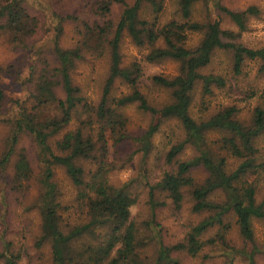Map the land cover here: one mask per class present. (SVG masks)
I'll list each match as a JSON object with an SVG mask.
<instances>
[{
	"label": "trees",
	"instance_id": "obj_1",
	"mask_svg": "<svg viewBox=\"0 0 264 264\" xmlns=\"http://www.w3.org/2000/svg\"><path fill=\"white\" fill-rule=\"evenodd\" d=\"M114 0H103L99 10L108 14ZM123 2V0H120ZM146 0H135L132 4L125 3L121 18L112 36L108 39L111 51V65L102 97L98 104L89 102L83 95L80 86L75 84L73 72L77 62L84 57V47H63L61 45L59 26L58 34L53 42L56 55L55 65L47 62L40 74L34 79L31 93V104L27 101H17V111L12 123L13 132L8 138V148L0 158V172L11 160L16 150L19 136L26 132L30 134L46 164V176L42 180L44 193L41 202L42 236L41 240L51 243L53 258L56 264H139L137 225L132 219V206L136 203L124 187H117L108 178L113 169L109 161L110 148L131 138L128 130V119L122 108L137 103L138 108L151 114V121L146 132L139 137L140 149L147 155L151 149L153 136L159 131L165 120L178 119L185 132V137L172 145L166 154L169 164L176 163V169L164 174L154 186L155 189L167 192L177 208L184 200V189L191 190L194 198V211H211V215L193 226L185 239L172 246L163 242L160 233L157 234L159 243L158 261L180 264L171 257L174 250H187L195 256L204 245L221 246L224 254L232 264L235 255L243 257L247 264H257L256 255L259 252L254 234L253 219L264 220V199L257 200V180L264 176V154L257 146V139L264 134V108L256 107L252 122L243 123L237 118L235 107L219 111L208 118H195L191 113L194 90L197 84H202V90L211 94L214 87L226 85V78L221 74L204 73L210 66L215 54L228 51L232 54L234 72L239 74L248 59L261 61L260 72L264 74V47L252 48L238 41L242 33L248 29L251 16L258 15L259 9L250 6L243 10H234L225 6L221 0H211L214 9L225 13L237 29L222 26L218 17L211 13L206 20L192 19L194 5L201 0H181L180 8L184 20H171L160 24L158 16L148 20L141 16L143 3ZM155 12L161 10V4L149 0ZM0 22L5 32L14 36L17 41L37 31L36 18L31 16L23 4V0H4L0 6ZM87 36H95L93 28L88 26ZM104 35V28H97ZM127 32L132 41L138 46H147L149 52L146 59L149 62H159L170 58L180 64L179 73L172 77L154 75L153 81L171 90L173 100L163 106L152 105L140 90L139 84L143 68L139 61L124 64L121 53V43ZM201 33L200 42L194 46L188 44L190 34ZM86 44V43H85ZM34 69L37 65L33 66ZM4 67L0 65V113L6 105V95L1 86V75ZM120 79L131 89L129 93L115 97L112 90ZM58 90L64 92L60 96ZM54 107L58 114H47L45 109ZM85 115V117H83ZM75 116L80 119V125L74 130L67 131L55 141L63 154H56L53 149L54 139L63 132ZM97 126L95 134L94 126ZM213 130L223 131L226 135L219 144L230 154L240 160L233 170L228 169L227 156L219 154L208 139V133ZM188 145L196 150V155L187 160H177L178 156ZM96 152H98L96 154ZM95 160L97 167L88 180L85 170L78 160ZM64 166L72 181L81 187V197L88 200L89 221L65 230L61 225L59 209V189L52 180V165ZM203 166L208 177L202 184H196L193 169ZM33 173V167L28 155L21 153L15 165L14 183L22 184L28 181ZM217 190L226 194V200L214 201L210 195ZM233 212L243 238V248L237 249L227 242L229 224L225 216ZM219 225V231L207 240L202 235L209 228ZM157 223H152L156 232ZM98 227L107 228L108 232L101 244H89L79 249L76 242L86 235L95 233ZM2 240L5 251L2 256L6 264H18L20 254L10 249V242ZM77 242V243H78Z\"/></svg>",
	"mask_w": 264,
	"mask_h": 264
},
{
	"label": "rangeland",
	"instance_id": "obj_2",
	"mask_svg": "<svg viewBox=\"0 0 264 264\" xmlns=\"http://www.w3.org/2000/svg\"><path fill=\"white\" fill-rule=\"evenodd\" d=\"M103 0H23L29 14L36 18L37 31L28 36L23 42L17 41L13 35L5 32L0 22V65L4 67L1 75V86L6 95V105L0 113V158L8 148V138L13 132L12 118L17 111V101H27L31 104L34 79L40 74L42 67L49 62L57 63L53 51V42L58 34L59 26L62 28L60 41L63 47H84V57L77 62L73 72L75 84L80 86L82 95L91 103L98 104L109 76L111 65V51L108 39L112 36L121 18L125 3L132 4L135 0H114L111 11L103 14L99 10ZM161 4L157 13L149 0L144 1L141 16L154 20L158 16L160 24L171 20H184L180 8L181 0H156ZM4 0H0V6ZM221 2L234 10H243L250 6L259 9L258 15H253L248 21V29L244 31L238 41L252 48L264 47V0H221ZM209 13L221 20L222 26L228 29H237L235 24L223 12L216 11L211 0L197 2L192 11V19L206 20ZM88 26L94 30L95 36H87ZM97 28H104L106 33L100 35ZM201 33L190 34L188 44L194 46L200 42ZM86 43V44H85ZM147 46L136 45L127 32L124 33L121 43V53L124 64L139 61L143 68L140 80V90L149 102L155 106H163L173 100L171 90L164 88L153 81L154 75L172 77L179 73L180 64L176 60L167 58L159 62H149L146 55ZM37 65L34 69L33 66ZM261 61L248 59L237 74L233 68L232 54L228 51H218L209 67L204 73L221 74L226 78V85L214 87L211 94H206L199 83L194 90L191 107L192 115L197 118H208L219 111L235 107L237 118L245 124L252 122L253 112L256 107L264 108V74L260 72ZM122 80L114 84L112 95L115 97L130 92ZM60 96L64 92L58 90ZM128 119V130L131 138L110 148L109 161L113 169L108 178L117 187H124L136 203L132 206V219L137 225L139 235L138 259L139 264H173L172 262L158 261L159 243L157 234L167 246H172L183 241L193 226L211 215V211H194V198L191 190L186 187L184 200L177 208L167 192L155 189L154 186L162 179L164 174L176 169V163L169 164L166 154L174 143L185 137L184 128L176 118L165 120L159 131L153 136L151 149L147 155L140 149L138 139L149 128L151 114L138 108L133 103L122 108ZM47 114H58L57 109H45ZM85 117V115H83ZM80 125V119L75 116L69 126L58 134L53 142L56 154H63L58 149L55 141L67 131L74 130ZM97 133V126H94ZM226 134L220 130L208 133V139L215 150L228 158V169L237 167L240 160L223 149L219 140ZM257 146L264 154V134L257 141ZM21 153L28 155L33 167L31 178L22 183H14V170ZM98 152H96L97 154ZM192 145H188L178 156L177 160L183 161L196 155ZM83 166L86 180L92 176L97 164L92 159L78 160ZM52 180L59 189L61 207V225L65 230L70 227L85 224L89 221L88 200L81 197V187L74 184L66 168L60 164L52 165ZM5 172H0V264H6L2 256L5 247L2 240L10 242V249L15 254H20L18 264H56L53 258L51 243L41 240L42 215L41 202L44 193L42 180L46 176V164L41 157L34 138L24 132L19 136L16 150ZM196 184H202L208 177V172L203 166L193 169ZM257 200L264 199V176L257 180ZM217 202L226 200V194L217 190L210 195ZM237 218L233 212L225 216L227 242L234 248H243V238ZM158 224L156 232L152 223ZM254 234L259 248L256 255L257 264H264V220L253 219ZM219 231V225L209 228L202 235L203 240L214 237ZM107 228L98 227L94 234L86 235L76 246L86 248L89 244H101L107 235ZM171 257L180 264H228L230 259L224 254L221 246L204 245L198 255H191L187 250H174ZM132 264V263H130ZM138 264V263H137ZM232 264H247L239 254L235 255Z\"/></svg>",
	"mask_w": 264,
	"mask_h": 264
}]
</instances>
